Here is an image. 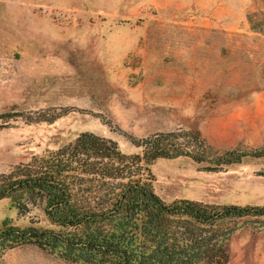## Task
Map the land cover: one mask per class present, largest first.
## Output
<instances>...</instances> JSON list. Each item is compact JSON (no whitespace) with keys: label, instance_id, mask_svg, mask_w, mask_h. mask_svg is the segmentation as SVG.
Masks as SVG:
<instances>
[{"label":"rangeland","instance_id":"rangeland-1","mask_svg":"<svg viewBox=\"0 0 264 264\" xmlns=\"http://www.w3.org/2000/svg\"><path fill=\"white\" fill-rule=\"evenodd\" d=\"M84 132L127 155L167 133L197 134L212 156L264 148V0H0V176ZM207 168L158 160L153 189L264 207V159ZM5 219L48 226L9 199ZM240 223L223 264H264V218ZM0 264L67 263L26 245Z\"/></svg>","mask_w":264,"mask_h":264},{"label":"trees","instance_id":"trees-1","mask_svg":"<svg viewBox=\"0 0 264 264\" xmlns=\"http://www.w3.org/2000/svg\"><path fill=\"white\" fill-rule=\"evenodd\" d=\"M135 146L140 151L127 155L116 142L84 132L0 176V200L21 213L39 208L48 222L19 227L5 219L0 256L34 245L67 264H223L237 222L264 218V207L167 203L153 189L151 170L158 160L188 157L215 171L264 159V148L212 156L189 133L155 134Z\"/></svg>","mask_w":264,"mask_h":264},{"label":"water","instance_id":"water-1","mask_svg":"<svg viewBox=\"0 0 264 264\" xmlns=\"http://www.w3.org/2000/svg\"><path fill=\"white\" fill-rule=\"evenodd\" d=\"M15 58H17V56H15ZM23 209L26 210V208L23 206Z\"/></svg>","mask_w":264,"mask_h":264}]
</instances>
